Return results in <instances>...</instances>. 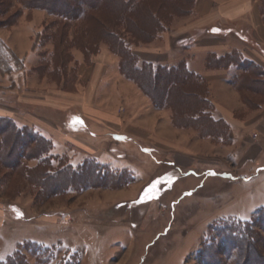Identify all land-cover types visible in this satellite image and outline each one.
Returning <instances> with one entry per match:
<instances>
[{"label":"rangeland","instance_id":"374dc122","mask_svg":"<svg viewBox=\"0 0 264 264\" xmlns=\"http://www.w3.org/2000/svg\"><path fill=\"white\" fill-rule=\"evenodd\" d=\"M254 2L257 24L248 18L235 28H198L189 0L181 14L165 15L167 27L153 41L135 44L127 33L131 52L154 63L166 58L165 46L195 55L209 31L218 41L249 45L257 58H242L245 67L226 73L205 67L206 82L191 84L208 100L198 103L201 116L176 123L172 109L157 108L121 73L106 42H92L98 35L90 22L0 0V118L25 132L38 127L51 144L54 170L88 160L109 170L94 171L87 186L54 192L47 187L61 177L40 179L38 147L23 154L22 141L14 149L10 138L0 144V262L19 253L25 264H233L214 230L226 220L249 222L264 209V0ZM93 15L115 27L114 14ZM2 40L31 47L18 57ZM214 71L222 82L210 83L206 74ZM212 93L218 107L220 94L225 98L219 112L226 120L214 117ZM253 231L256 253L247 250L244 264H264V227Z\"/></svg>","mask_w":264,"mask_h":264},{"label":"trees","instance_id":"16d2710c","mask_svg":"<svg viewBox=\"0 0 264 264\" xmlns=\"http://www.w3.org/2000/svg\"><path fill=\"white\" fill-rule=\"evenodd\" d=\"M188 1L189 0H21V3L24 7L29 9L37 8L46 10L51 15H57L68 22L74 20H85L90 22L92 26L96 27L95 34L98 36H91V34H88V31H86L85 34L92 37L93 43L96 40L99 42H106L110 46L111 51L117 54L121 60V73L126 76V78L134 81L152 99L157 108L172 109L174 111L173 121L177 123L178 121L183 122L189 117L194 121L199 119L198 117L201 116L202 110L198 108V103L202 104L208 100L206 97L200 100L198 98L199 92L194 90V86L192 87L191 84L195 85V79L202 80L203 82H206V80L201 74L191 71L184 62L170 66L142 60L131 52V46L133 44V38L135 39L134 42L136 41L137 43H149L153 41L163 32V29L167 27L165 15L181 14L184 5L187 4ZM195 3L196 0H192L191 9L188 13L193 11ZM103 10L110 12V14H114L115 22L113 24H115L117 28L122 27L121 30L111 26L110 20H102L93 15V12H102ZM187 11L188 10H186V12ZM127 33L131 34L133 38L127 37ZM81 49L84 51L90 50L86 46ZM237 54L234 55L237 56ZM229 55H231V53L223 56H217L213 53L211 55L212 57L207 61V68L225 70L231 64H235L242 68L246 66V60L242 59V57L237 56L236 59H233V57ZM196 109L197 112L195 115L194 112ZM203 110L205 109L203 108ZM0 126H4L0 127V144H5L7 140L10 141V138L12 141V148L14 149L22 143L23 154H25L27 149L38 147L37 158L40 160L39 165L44 167V170L40 173V179H42L43 182H48L53 179H50L49 174L61 177L60 180L51 181L50 185L47 187L48 190L51 189L56 192L65 186L70 189L73 187L75 188V186H87L94 180V171L97 173L103 172V174L109 172L105 165L101 164L100 166L99 162L93 160L84 162L80 167H71L73 171L72 169H68L67 165V168L63 167L61 170H54L50 168V163L47 161L48 159H53L52 155L48 156L51 144L43 136L31 129L25 132V129L19 128L15 121L3 117L0 118ZM7 128L13 131L8 136ZM206 129L209 128L207 127ZM28 141L30 142L28 143ZM2 148L3 147L0 145V149ZM11 153L13 152L11 151ZM222 225L223 227H217L214 231L218 233H216L217 238H222L220 242L223 243V245L226 244V256H228V259L233 264H244L245 258L247 259V250L256 253L254 243L257 239L254 241L256 237L253 227H264V209L260 210L257 217L249 222L226 220ZM259 259L260 256L258 255L256 259L257 263H259ZM0 264L25 263L22 261V255L16 253L6 261H1Z\"/></svg>","mask_w":264,"mask_h":264},{"label":"crops","instance_id":"0c3cea01","mask_svg":"<svg viewBox=\"0 0 264 264\" xmlns=\"http://www.w3.org/2000/svg\"><path fill=\"white\" fill-rule=\"evenodd\" d=\"M255 8V2L254 0H196L195 3V9L193 11L192 16H190L191 18H195L196 16H198L197 19V26L198 28H205V30H210L213 27H234L233 25H238L241 24L243 21H245L246 19L250 18L252 19L255 24H257V21L259 19L257 12L254 10ZM260 15V14H259ZM29 25H31L29 23ZM28 25V27H29ZM33 27V25H32ZM235 28V27H234ZM28 29L27 27L25 28V30ZM24 31V28H23ZM22 32V30H21ZM30 33V31H28ZM25 33V32H22ZM21 33V35H22ZM27 34L29 35L27 40L28 42H30V36L31 34ZM226 37V36H225ZM257 37V35H256ZM260 38V37H259ZM220 38L217 36L216 34L211 33L210 31L207 32L205 35H203V38L200 39V41H198V43L196 44V46L194 47L193 45L190 46L195 48V55H185V53L183 52V50L181 49L180 52H182L181 54L177 53V51H179L180 49L178 48H172V47H163V49H166V58L162 61H158L155 62L157 64H166V65H173V64H177V63H181L183 61L186 62V64L188 65V67L190 69H192L193 71L201 74V72L204 71L205 67H207L206 64V55H208V50L210 51L209 54H216L217 56H223L225 54H230L233 52L234 49L237 50V53L240 55V57L242 58H249V59H257L254 58L253 53L251 48L247 47L249 45L246 44H242V42H236L233 39H229L230 41L228 42L226 38H224V41H218ZM4 44H6L8 46V49L10 51H12L16 56L20 57V52H24L27 51L28 49H30L31 46L27 47L26 49L23 48L24 46L22 45H18L17 47L12 46L7 40L4 41ZM160 43H162L161 41H158ZM227 43V47H223L224 44ZM256 43H258V46L260 47L259 50L262 48L261 46V42L257 41ZM260 44V45H259ZM257 51V49H255ZM175 53V54H174ZM249 53V54H248ZM25 55V54H24ZM179 55H181V57L179 58ZM182 55H184V57H182ZM178 57V59H177ZM114 58V57H113ZM111 58L109 61H112V63L114 64V69L116 70V72H118V75L120 74L119 72V61L116 58ZM235 64H231L229 65L228 68L234 67ZM224 72L226 73V69L224 70ZM228 72V71H227ZM216 71L211 72L209 74L206 75H213L211 76L212 78L209 79L210 83H217V82H222V80H220L218 78V76H216ZM121 76V75H119ZM122 77V76H121ZM219 79V81H217ZM226 80H223V82H225ZM226 87V86H225ZM211 89H213V86L211 87ZM232 89V87L230 88ZM226 91V90H225ZM232 91V90H231ZM232 92H235L234 90ZM221 94H225L223 97H226V92H222ZM220 94V98L222 100V103L220 105V107H218V104L216 105V103L214 102V95L213 93L211 94L212 99H213V103H215L216 105V110L214 111V117H219L220 113V117L224 118L226 120V112L222 111L219 112L221 109L226 111V101L224 100L225 98L222 97V95ZM233 97V96H232ZM234 98V97H233ZM235 99V98H234ZM220 109V110H219ZM96 115L104 118L106 120V118H108V116L106 114L103 113H96ZM217 115V116H216ZM36 126V125H35ZM36 131H39L40 129L38 127H35ZM44 136H48V135H44Z\"/></svg>","mask_w":264,"mask_h":264},{"label":"snow or ice","instance_id":"6c2138e0","mask_svg":"<svg viewBox=\"0 0 264 264\" xmlns=\"http://www.w3.org/2000/svg\"><path fill=\"white\" fill-rule=\"evenodd\" d=\"M154 187H155V185H153V188H154ZM148 191L151 192V191H152V188H150Z\"/></svg>","mask_w":264,"mask_h":264}]
</instances>
